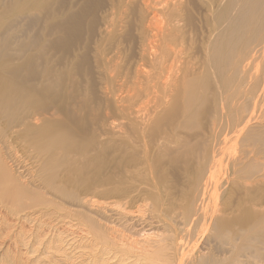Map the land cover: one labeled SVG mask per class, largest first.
<instances>
[{
  "label": "rangeland",
  "instance_id": "obj_1",
  "mask_svg": "<svg viewBox=\"0 0 264 264\" xmlns=\"http://www.w3.org/2000/svg\"><path fill=\"white\" fill-rule=\"evenodd\" d=\"M227 1L0 0V169L57 204L43 223L41 213L21 212L15 197L0 190V264H153L144 256L166 248L162 226L110 223L45 191L32 182L43 163L35 150L63 137L66 152L57 158L70 179L64 185L82 198L106 199L115 182L125 191L155 165L163 196L184 203L192 148L210 138L214 112V77L206 97L197 98L195 85L205 80L213 12ZM84 215L115 233L99 242L86 231ZM201 245L197 251L205 254ZM166 252L164 258L173 253Z\"/></svg>",
  "mask_w": 264,
  "mask_h": 264
},
{
  "label": "bare ground",
  "instance_id": "obj_2",
  "mask_svg": "<svg viewBox=\"0 0 264 264\" xmlns=\"http://www.w3.org/2000/svg\"><path fill=\"white\" fill-rule=\"evenodd\" d=\"M212 21L213 38L206 48L204 78L206 81L200 79L195 85L198 91L197 98L206 97L208 87L211 86L210 78L214 77L215 85L212 88V84V90L210 89L214 98L211 132L208 133L210 134L208 141L207 137H204L206 140H201L204 143L196 144L192 148L195 167L191 165L189 168L192 167V170L187 169L193 171V176L191 185H186L188 193L184 203L173 204L174 200H168L163 196L162 188L165 180L155 175V165L153 166L155 172L153 168L149 173L144 172V175L136 180L138 183H130L129 189L125 191L121 188L122 182H115L108 184L112 189L110 194L104 197L106 199H98L99 196L94 193L91 196L85 193L82 198L77 192L69 191V187L64 185L70 179H66L67 173L66 175L61 173L63 162L58 160L60 157L57 158V155L61 156L66 152L63 137L43 142L44 144L38 146L40 149L35 150L36 157L43 163L40 164L41 171L35 175L31 173L33 179L31 181L45 191L69 200L70 203H77V206L88 209L98 218L110 223L112 218L117 222L131 221L132 224L139 219L140 225L146 228L153 223L150 228H155L153 227L155 224L162 226L165 234L166 232L168 234L167 237L163 236L166 237V248L168 245L173 253L172 255L170 253L168 258H164L163 253L167 250L165 251L166 248L162 246L163 249L160 248L156 252L154 250V255L158 256L154 257L150 254L153 251L145 253L143 249L144 257L149 263L264 264V0H228L220 11L213 12ZM210 103L212 104L213 101L210 100ZM233 141L235 144L231 145ZM237 144L238 147L240 146L238 150ZM197 146L202 149L199 148L200 151L194 153ZM171 147L184 150L187 148L179 144ZM179 155L183 157V153ZM183 163L179 165L181 168L184 167ZM149 164L147 158V165ZM7 172L5 169H0L1 192L8 195V198L15 197V202H12L16 203L15 206L20 208L21 212L35 210L34 213H41L38 216L39 220L49 217V213L45 212L57 204L54 205V202L53 204L43 196L30 192L31 190L26 189L24 184L18 183L19 179ZM186 186L184 185V188ZM173 187L171 188L174 189ZM177 191L176 195L180 192ZM235 200L236 206L233 205ZM83 220V225L90 236L99 242L110 238L109 235L113 230H106V227L95 218L84 215ZM115 235L117 236V233ZM125 241L128 242L127 238ZM166 241L162 244L165 245ZM199 243L208 247L205 254H202V250L201 253L197 251L196 246ZM157 246L159 248V245ZM123 258L125 262L126 257ZM122 262L120 264H123Z\"/></svg>",
  "mask_w": 264,
  "mask_h": 264
}]
</instances>
